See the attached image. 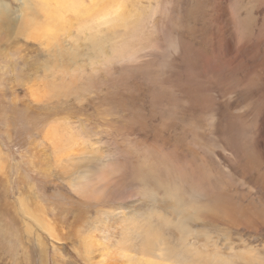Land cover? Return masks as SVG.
<instances>
[{
  "label": "rangeland",
  "instance_id": "rangeland-1",
  "mask_svg": "<svg viewBox=\"0 0 264 264\" xmlns=\"http://www.w3.org/2000/svg\"><path fill=\"white\" fill-rule=\"evenodd\" d=\"M0 1L22 12L20 0ZM138 2L157 6L146 20L148 36L134 53L104 61L83 39L86 30L103 35L99 17L80 22L75 16L72 33L47 48L18 25L4 31L12 19L0 14V264H92L96 254H83L82 239L93 226L94 205L118 207L109 200L85 202L62 183L43 140L58 120L141 182L143 172L127 167L135 161L129 155L125 162L123 145L136 144L130 151L139 158L150 144L154 162L146 167L166 169L184 198L197 203L191 228L218 232L224 255L256 248L264 256V225L252 230L222 221L231 208L251 207L259 215L264 208V0ZM155 145L171 160L161 162L151 152ZM149 204L159 206L156 199ZM171 205L165 201L159 211L171 215L165 211ZM175 233L166 229L167 240H176ZM201 241L191 229L187 243Z\"/></svg>",
  "mask_w": 264,
  "mask_h": 264
},
{
  "label": "bare ground",
  "instance_id": "bare-ground-1",
  "mask_svg": "<svg viewBox=\"0 0 264 264\" xmlns=\"http://www.w3.org/2000/svg\"><path fill=\"white\" fill-rule=\"evenodd\" d=\"M20 1L22 5L20 14L0 1V14L12 19V22L4 24V31L18 25L24 36L39 39L43 46L53 48L59 45L62 38H58L59 36L72 33L71 24L72 22L75 24L76 21L71 20L75 16L80 22H84L80 19L99 17V30L103 35L99 36L96 28L86 30L83 39L85 38V44L88 43L93 56L101 55L103 61L107 57H123L129 55L128 53H134L133 46L143 42L148 36L146 20L150 16L149 12L150 14L152 11L155 12L157 7L153 10L149 7H138V0ZM79 34L81 36L80 32H77L76 36ZM75 37L70 42L75 44ZM112 38H115V44L105 45ZM232 38L235 39L234 36ZM97 47L102 48L101 54L96 50ZM71 49L76 51L74 47ZM75 56L76 54L73 59ZM74 72L75 70L72 71ZM58 85L67 92L72 90L71 85L64 80ZM66 125L69 124L58 120L48 126L43 133V140L50 149L52 165L62 175V183L85 202L100 203L109 200L118 205L109 208L99 207L97 203L94 205L96 213L93 226L83 234L82 239L83 254H96V261L92 264H140V259L143 264H158L154 261L160 264H264V256L256 248H244V251L237 254L230 250L224 255L215 242L218 241V232L206 228H191V223L199 218L193 214L197 203L184 198L175 181L168 177L169 172L166 169L160 168L153 172L150 171V167L153 168L152 164L146 167L148 162H154V156L150 154V144L143 146L142 156L139 158L130 151L136 144L129 145L132 141H126L128 143L123 145L125 162L127 163L129 155L135 161L133 166L127 167L143 172L141 182L135 177L134 172L127 175L115 161L100 157L99 149L95 147L97 144L81 141L75 133L62 127ZM162 148L155 145L151 152L161 158V162L171 160L167 158ZM0 159L4 162L3 154L0 155ZM192 161L193 159L186 160L185 163L189 164ZM130 164L133 163L130 161ZM199 168L194 167L191 171ZM0 169L4 170L3 163H0ZM0 174L4 173L0 171ZM203 176L210 175L204 173ZM154 199L159 203L158 207L146 205V201L150 203ZM165 201L172 203L170 208L169 206L165 208L171 215L163 213L160 205ZM30 204L36 205L33 201H30ZM39 206L43 208L42 205ZM35 219L41 225L45 224L39 217ZM222 221L232 228L242 226L255 230L259 225H264V208L260 209V215L251 207L244 210L231 208L225 211ZM169 228L176 232L174 241H171V238L167 240L165 230ZM46 229L50 237H55L52 225H47ZM191 229L201 234L202 241L199 245L187 243Z\"/></svg>",
  "mask_w": 264,
  "mask_h": 264
}]
</instances>
